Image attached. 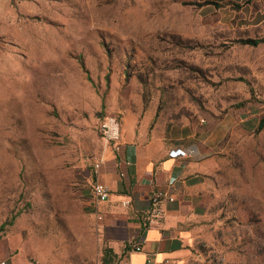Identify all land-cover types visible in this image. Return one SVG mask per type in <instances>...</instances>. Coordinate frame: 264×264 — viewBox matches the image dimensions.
<instances>
[{
    "label": "rangeland",
    "instance_id": "rangeland-1",
    "mask_svg": "<svg viewBox=\"0 0 264 264\" xmlns=\"http://www.w3.org/2000/svg\"><path fill=\"white\" fill-rule=\"evenodd\" d=\"M108 116L214 163L171 264H264L259 0H0V264L114 261L90 215Z\"/></svg>",
    "mask_w": 264,
    "mask_h": 264
},
{
    "label": "crops",
    "instance_id": "crops-1",
    "mask_svg": "<svg viewBox=\"0 0 264 264\" xmlns=\"http://www.w3.org/2000/svg\"><path fill=\"white\" fill-rule=\"evenodd\" d=\"M212 1L233 5L243 0ZM259 2L264 14V0ZM146 131L142 125L134 128L130 121L122 126L120 152L107 154L96 177L110 190L111 200L98 203L90 192L91 218L114 256L107 264H171L188 247L185 223L204 207L213 188L214 163L204 147L201 150L169 133L148 135ZM176 148L196 153L176 157L172 152ZM173 179L176 184L170 186ZM161 192H168L175 201L164 200L162 216L151 221L150 200ZM138 243H143L141 253L135 251Z\"/></svg>",
    "mask_w": 264,
    "mask_h": 264
},
{
    "label": "built area",
    "instance_id": "built-area-1",
    "mask_svg": "<svg viewBox=\"0 0 264 264\" xmlns=\"http://www.w3.org/2000/svg\"><path fill=\"white\" fill-rule=\"evenodd\" d=\"M101 136L102 141L106 149L111 150L112 153L118 154L121 149L122 142V124L120 120L114 116H108L104 119L101 125ZM173 155L176 157H187L190 158L195 155L194 150L184 151L180 148L172 150ZM106 161V157H103L100 161L95 164L96 172L98 173ZM176 184V179L170 182V186ZM92 196L98 203H107L111 200L110 190L102 183L96 182L92 188ZM164 200L169 202H174L175 199L168 192H161L154 195L150 200V218L156 220L162 216L161 204ZM130 204L129 202L124 203V205ZM99 220L102 219L101 216L98 217ZM135 251L138 253L143 252V243H138L135 246Z\"/></svg>",
    "mask_w": 264,
    "mask_h": 264
},
{
    "label": "trees",
    "instance_id": "trees-1",
    "mask_svg": "<svg viewBox=\"0 0 264 264\" xmlns=\"http://www.w3.org/2000/svg\"><path fill=\"white\" fill-rule=\"evenodd\" d=\"M255 44H258L257 42H255Z\"/></svg>",
    "mask_w": 264,
    "mask_h": 264
}]
</instances>
